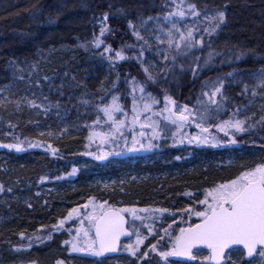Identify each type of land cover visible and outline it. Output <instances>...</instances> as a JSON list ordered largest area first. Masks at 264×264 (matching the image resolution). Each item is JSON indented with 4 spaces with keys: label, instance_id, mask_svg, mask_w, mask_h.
I'll list each match as a JSON object with an SVG mask.
<instances>
[{
    "label": "trees",
    "instance_id": "trees-1",
    "mask_svg": "<svg viewBox=\"0 0 264 264\" xmlns=\"http://www.w3.org/2000/svg\"><path fill=\"white\" fill-rule=\"evenodd\" d=\"M225 4L227 24L211 37L204 35L202 47L179 53L165 47L177 57L175 75L162 71L170 66V61L162 59L156 64L160 75L152 74L159 82L146 84L148 89L156 88L190 108L202 101L207 104L202 93L221 78L225 81L222 111L228 113L226 117L232 109L253 113L251 129L244 134L258 129L264 133V87L253 98L248 90L243 93L240 83L264 68V0H0V145L22 142L21 151L0 147V259L5 248L56 225L72 209L88 201L103 202L119 210L167 209L157 212L189 217L205 198L206 189L259 165L264 156L261 149L260 156L232 148L228 151L230 160L225 161L218 151L186 155L179 149L163 148L145 159L132 158L134 180L129 177L112 190H92L80 170L74 178L67 177L80 159L77 157L81 155L86 130L113 102V97L116 106L123 104V110H129L131 105L130 81L140 78L143 66L138 56L142 44L136 42L129 20L134 25H141V18L149 16L165 21L164 17L169 12L176 13L177 8L192 15L189 5H195L199 15L194 18L206 16L212 21L210 17ZM122 7L130 9L128 15L119 12ZM105 14L107 20L103 19ZM180 17L170 18L178 22ZM50 19L54 22L49 23ZM146 41L155 44L153 40ZM118 48L124 50V62L110 70L104 58L113 57L110 49L117 53ZM239 49H255L256 54L237 60L234 53ZM209 52L212 60L204 65ZM197 63L201 68L193 76L191 69ZM180 64L184 65L183 72ZM234 70L229 77L227 73ZM29 100H35L40 107H32ZM40 131L42 136L38 135ZM36 141L43 142L48 150L25 145ZM199 220L188 218L181 228ZM175 224L170 221L167 226L152 229L157 232L149 236L147 233L146 237L153 241L145 240L143 246L156 244L161 238L158 231L164 230L165 237L167 227ZM65 242L63 233L54 234L42 245L29 249L25 257L35 264H129L120 253L96 260L69 255ZM206 255L195 252L194 260L170 258L167 264H209L199 263ZM232 261L243 264L244 259L240 252H232L231 260L226 256L224 264Z\"/></svg>",
    "mask_w": 264,
    "mask_h": 264
},
{
    "label": "rangeland",
    "instance_id": "rangeland-1",
    "mask_svg": "<svg viewBox=\"0 0 264 264\" xmlns=\"http://www.w3.org/2000/svg\"><path fill=\"white\" fill-rule=\"evenodd\" d=\"M178 11L183 10L177 8L176 12ZM173 21L176 22L177 27L180 28L181 31L186 32L188 29H193V34L196 39H200L201 36L204 38V35H207L204 29L211 28L214 24V22L210 21L206 16L194 18V16L189 15L188 11H186L183 17L178 18V22L175 18H173ZM169 28H171V24L168 23L167 20L163 21L161 19L148 21L143 27H141V25H135V30L138 31L142 37V39H139L134 35L136 42H141L142 44L138 49V56L140 57V64L143 66L141 71L143 72L142 75H144L145 80L141 82L142 75L140 78H137V81L133 78L131 79L130 83L133 85V93L128 101L129 105L131 104L127 107L129 110H123V104H119L116 110L110 112V116L106 115L104 109L112 106V102L106 105L102 110L103 112L96 117V120L90 125L88 130H86L87 136L83 144V149L81 155L77 157L80 159L76 161V172L73 174V168H71L67 176L68 178H74L80 170L84 174V179L88 180L87 186L92 190L96 192L112 190L126 183L129 177L132 178L130 180H134L133 177H131L135 175L134 171L131 169L134 164L132 158L142 157L145 159L152 156L154 153H159L163 148L179 149L186 153V155L190 153H192V155H199L206 151H218L224 156L225 161L230 160L228 151L232 148H236L235 150L241 149L242 153L245 152V154L248 152L259 153V149H261L264 154V133H261L262 130L258 129V127L255 129L260 131L252 130L253 132L251 131L252 133L250 135H246L244 132H235L234 129H228V135H225V132L217 127L218 125L224 124L225 121L244 120L245 127L247 131H249L248 129H251V122L254 118L253 113L247 115L243 112L244 110L232 109L229 112V116L226 117L228 113L225 114L222 111V107L224 108V99L222 100L219 94L216 97L217 104H212L209 101V97L203 95L205 98L204 103L206 102L207 104H203L202 101L201 105L197 107H188V111L184 112V115H186L190 121H180L178 119L180 111L182 110V106L186 104L172 98L176 102V107L167 104V109H170V111L166 110L167 102L164 99L165 93L158 91L156 88L153 89L154 91L148 89L146 83L150 81L147 79V74L144 69L148 68L149 72L154 75L158 72L159 67L156 65L157 61L163 59V51L166 50L165 47L168 46L167 44H161L157 37L165 39V32ZM161 29L165 31H161ZM146 40H153L155 44L147 43ZM100 43L103 44L102 41H100ZM143 47L145 49H143ZM185 50L188 51L189 49ZM117 51L120 53V56L123 57L122 59L117 57V53L111 49L110 54H112L113 57L108 58L106 56V58H104V64L107 65L110 70H113L115 64H122L124 62V50L118 48ZM131 67L134 68V66ZM256 74L246 76L240 81L244 88L243 93L249 91L253 98L256 97V95H253V92L259 93L258 91L263 88L260 86ZM141 85L145 88L143 93L140 91ZM245 85H247L248 91H245ZM212 91L213 85L207 87V90L204 92L211 93ZM149 93L155 98L157 101L156 103H153L152 100L149 99ZM145 104L150 105L149 109H145ZM115 105L117 104L115 103ZM173 113H175V115H173ZM173 121H175V123ZM197 124H200L201 127H196ZM203 128H206L207 132H203ZM154 132L158 133L155 137ZM42 134V131L38 133L39 136H42ZM195 136L201 138L207 137L208 143H197L195 141L189 143V140ZM134 140L138 141L135 145L138 150L130 151L133 147ZM231 140H235L236 143H230L229 141ZM148 143L155 145V147L150 150L140 148V144L147 145ZM213 144H216V146H212ZM25 145L27 148L36 147L48 150V147L41 141ZM98 156L104 158L97 159L96 157ZM259 165H264L263 155L261 156ZM93 205L96 206L97 211L100 210L101 205H104L105 209L108 208L103 202L96 203L88 201L80 208H76L78 212L74 213L70 218L68 215L65 219L61 220L63 221L62 225L60 221L52 227L39 230L35 234L21 238L19 243L14 246L5 248L1 254L2 259H0V264H35L25 257V253L32 247L45 243L49 239V236L52 237V235L59 233H63L68 242L66 246L69 255L85 257L91 260L101 258L99 255H94L92 252L86 250L89 240L94 238L93 229L88 231L89 221L87 219L88 215L93 211ZM197 207V211H203L206 205L199 203ZM120 210L122 213H125L128 218L129 229L133 234V237L122 245L120 251L123 259L129 264L130 261L133 260L134 264H140L141 262L142 264H167L171 256L166 260L162 259L156 252L151 251V247L147 245L143 246L144 243L140 245V251H147L149 254L147 257L141 259L131 256L126 250V246L130 244L135 245L137 233L144 238V242L145 240L146 242H152L153 240L147 239L152 232H157L152 229L167 226L169 222L172 221L176 222V224L167 227L168 233L165 237H163L162 233L164 230H162V232L158 231L157 233L163 237V239L160 238L156 243L157 251H167L172 247L175 237L180 233L181 227L187 224L188 218L194 219L197 217L195 213H191L190 216L187 217L181 214H164L156 210L152 211L136 208L127 209L128 211ZM159 223H163V225L159 226ZM85 231H88L87 236L84 235ZM147 233L148 236L146 237ZM37 237L41 239L38 240ZM158 242L160 243L159 245ZM73 243H75L78 248L85 250L73 251ZM207 257L208 255H206L205 260H200L199 263H204V261L208 262ZM136 260H138V262H136ZM252 262L254 264H264V256L258 253Z\"/></svg>",
    "mask_w": 264,
    "mask_h": 264
},
{
    "label": "snow or ice",
    "instance_id": "snow-or-ice-1",
    "mask_svg": "<svg viewBox=\"0 0 264 264\" xmlns=\"http://www.w3.org/2000/svg\"><path fill=\"white\" fill-rule=\"evenodd\" d=\"M227 4L223 5L222 8L217 9L210 19L214 22V26L211 28H205L204 32L208 36H212L217 33L218 30H221V25L227 24L226 18V8ZM111 7V5L109 6ZM189 8L192 9V15L198 16L199 13L196 11L195 5H189ZM130 9L120 8L119 12L122 15H128ZM173 15H178L183 17L185 13L183 11H178L176 13L169 12L167 16L164 17L168 23L171 24V28L167 29L165 32V39L157 37L161 44H167L168 49H174L177 53L185 49H192L197 46L204 45L203 36L200 39H196L193 34V29H188L186 32L181 31L177 27L175 21L169 19ZM104 20L108 19V14H105L103 17ZM158 19V17L149 16L147 19L141 18L140 24L141 27L146 25L148 21ZM49 23L54 22L49 20ZM129 27L132 28L133 34L136 35L139 39H142L140 33L135 30V25L131 20H129ZM103 32L104 29L102 28ZM161 31H165L161 29ZM227 43V42H226ZM98 46V45H97ZM211 47V44H209ZM233 48L236 46L233 45ZM168 49L163 51V60L170 61V66L164 68L162 71L173 73L175 75L176 68V55L169 54ZM231 50V49H230ZM186 54V53H185ZM247 54L255 56V49H239L234 53L237 60L241 59ZM117 57L123 58L120 56V53L117 52ZM199 60V58H196ZM212 60V53L209 52L207 59L204 60V65L209 64ZM180 71H184V65H179ZM201 68L199 63L191 69L193 76L196 75L197 71ZM147 74V79L152 83H158L156 77H154L148 70L144 69ZM236 70L233 72L227 73L229 77L234 75ZM160 75V72H157V76ZM257 79L261 87H264V68H261L259 73L256 74ZM45 80L48 79L47 76L44 77ZM163 80H167V76L163 77ZM206 86V85H205ZM225 86V81L221 78H217L213 82V91L211 93L203 92L202 94L209 97V101L212 104H217L216 97L219 94L221 99H226L223 95L222 89ZM247 90V85L244 86ZM140 91L143 93L145 88L143 85L140 86ZM253 95H256L253 92ZM150 100L153 103L157 101L151 96V93L148 94ZM47 99V97H45ZM166 103L171 104L176 107V102L172 99L171 96L165 94L164 96ZM199 102V101H198ZM28 103L32 107L39 108L35 100H29ZM219 106V105H218ZM150 105L145 104V109H149ZM118 106L115 105V97H113V105L106 107L104 109L105 114L110 116L112 110H116ZM188 111V106L183 105L182 110L178 119L180 121L187 120L188 117L184 115V112ZM175 115V113H173ZM261 121L264 122V117H261ZM175 123V121H173ZM196 127L200 128L201 125L197 124ZM221 131L225 132V135H228V129H234L235 132H245L247 128L245 127L244 120H229L225 121L224 124L218 125ZM203 132H207L206 128L202 129ZM158 133L154 132V137ZM208 143L207 137L201 138L199 136L192 137L189 140V143ZM232 144H235V140L229 141ZM138 141H133V147L130 151H137L135 147ZM22 142L10 145H0V147L14 148L16 151L22 150ZM36 146V145H30ZM212 146H216L213 144ZM155 147V145L148 143L147 145L140 144V148L150 150ZM97 159H103L104 157L98 156ZM180 159V157H176ZM76 169L73 168L72 173L74 174ZM42 179H44L42 177ZM60 179V177H57ZM2 190V189H0ZM200 204L206 205L203 211H196L195 215L200 219V223L189 224L187 228H181L180 234L177 235L174 239L172 247L167 251H157V244L151 245V251L156 252L162 259H167L170 256H186L190 259H196L192 254V249L196 248L199 245L206 246L211 255L207 259L214 261L215 264H222L225 257H228V260H231L232 252H240V254L246 255L247 257H252L254 253L259 249V254L264 256V165H258L256 168L249 171L242 172L238 177L233 180H230L226 183L217 185L215 188L205 190V198L199 201ZM31 207V205H29ZM87 207V206H85ZM124 211H128L125 209ZM157 211H167V209H159ZM183 211L191 213V209H184ZM78 212V209H72L69 212V218ZM121 210L115 209H105L104 205L100 206V210H96V206L93 205V211L88 215L87 219L89 221V229L91 231L94 229L95 236L88 242L87 251L92 252L94 255H102L104 252H114L116 251V246L119 241V238L122 235H128L124 225L125 219L120 214ZM63 221H61V225ZM88 231L84 232V235H88ZM167 231V230H165ZM51 238L50 236L48 237ZM37 239H41L37 237ZM163 239V237H161ZM65 243H68L67 241ZM144 243V238H142L139 233H137V240L135 245H127L126 250L130 253L131 256L137 257L138 259L148 256V252L140 251V245ZM233 246H242L241 248H234ZM73 251H81L85 249L78 248L75 243L72 245ZM232 264H236L235 261H232ZM243 264H251L250 260L243 261Z\"/></svg>",
    "mask_w": 264,
    "mask_h": 264
},
{
    "label": "water",
    "instance_id": "water-1",
    "mask_svg": "<svg viewBox=\"0 0 264 264\" xmlns=\"http://www.w3.org/2000/svg\"><path fill=\"white\" fill-rule=\"evenodd\" d=\"M111 209H113V208H111ZM115 210H117V209H115ZM120 214H121V215L124 217V219H125V225H124V228H125L126 232L128 233V235H122V236L119 238V241H118L117 246H116V251H114V252H104L102 255H100L101 257H106V256H116V255L118 254L119 250H120L121 244H122L123 242H126V241H128V240H130V239L132 238V233H131V231H130L129 228H128V219H127L126 216L123 215L121 212H120ZM197 223H200V221L197 222ZM197 223H195V224H197ZM193 225H194V224H193ZM186 228H187V227H186ZM93 231H94V229H93ZM94 234H95V231H94ZM233 247H234V248H241L242 246H233ZM198 250H202V251L207 252V253L209 254V256L211 255L210 250H209L206 246H204V245H199V246H197L196 248H193V249H192V254H193L195 251H198ZM258 252H259V249L257 250L256 253L253 254L252 257H247L246 255H243L244 260H250V261L253 260V259L256 257V255H257ZM172 258H173L174 260L185 261V262L191 260L189 257H186V256H172ZM209 263H210V264H215V262H214V261H211V260H209ZM222 264H224V262H222Z\"/></svg>",
    "mask_w": 264,
    "mask_h": 264
}]
</instances>
